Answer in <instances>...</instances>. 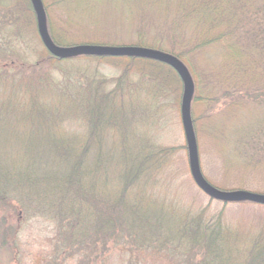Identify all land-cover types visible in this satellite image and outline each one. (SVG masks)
I'll return each mask as SVG.
<instances>
[{
  "label": "trees",
  "instance_id": "16d2710c",
  "mask_svg": "<svg viewBox=\"0 0 264 264\" xmlns=\"http://www.w3.org/2000/svg\"><path fill=\"white\" fill-rule=\"evenodd\" d=\"M40 3L47 31L61 48L81 45L69 40L73 39L67 32L71 26H91L94 31L88 37L95 39L110 37L111 33H102V29L119 31L128 26L137 37L130 40L132 46L175 56L193 81L190 115L196 145L199 129L192 111L194 106L203 105L199 119L224 157V166L264 174V0ZM25 4H17L19 20H26L27 8L34 14L29 0L28 7ZM111 5L118 11L111 20L98 13L102 6L107 9ZM54 11L61 16V28L54 20ZM216 50L218 63L217 57L206 56ZM19 57L18 61H0V249L14 245L17 228L9 214L13 212L18 218L29 215L32 203L36 207L33 214L53 213L59 225L69 218L86 226L95 224L97 229L112 223V232L119 219L126 227V223L135 224L134 219L145 222L152 218L155 212L149 203L145 207L135 201L127 203L125 193L141 181L140 186L146 185L147 174L163 166L174 151L173 147L158 146L148 136L136 138L138 123L146 126L164 119L165 99L170 94L171 104L180 106L184 87L176 72L164 63L139 57H56L48 53L34 63ZM78 58L109 62L118 67V74L104 78L96 69L83 74L71 66ZM52 60L70 65L56 71ZM108 132L115 133L109 143L105 139ZM96 174H106L103 180L122 183L112 204L89 190L88 178ZM110 174L114 179H108ZM82 209L91 214L81 216ZM107 209L110 221L105 219ZM199 222L177 221L176 232H172L176 234V249L186 238L185 243L204 250L203 259L193 264H264L261 234L242 255L237 253L239 263H230L232 257L223 256L219 231H210L205 225L199 232ZM192 227L195 230H190ZM167 230L170 236V228ZM169 236L166 239H171ZM226 253L230 254V249L226 248Z\"/></svg>",
  "mask_w": 264,
  "mask_h": 264
},
{
  "label": "rangeland",
  "instance_id": "374dc122",
  "mask_svg": "<svg viewBox=\"0 0 264 264\" xmlns=\"http://www.w3.org/2000/svg\"><path fill=\"white\" fill-rule=\"evenodd\" d=\"M19 2L26 3L25 6L28 7L27 0H0V61L2 59L17 60L19 56H22L26 59L25 61L34 63L39 59H45L48 53L37 33L36 19L31 10L29 8L25 10L26 20L18 19L17 4ZM100 9L98 13L109 17L110 20L112 15H117L118 12L113 5L107 9L102 6ZM53 16L61 28V16L56 11L53 12ZM107 26L111 24L108 23ZM85 27L87 25H76L66 29L73 37L69 40L77 44L117 47L132 45L130 40L137 38L132 35L128 26L119 31L102 29V33L110 32L111 34L109 38L104 35L99 39L88 37L94 30L91 26H88L87 30L84 29ZM218 55L219 50H216L207 53L206 56L217 57L214 59L218 63ZM50 64L56 71H64L70 65L55 60H52ZM71 66L86 75L96 69L98 75L104 78L115 76L119 71L118 67L109 62L79 58L71 63ZM171 96L170 94L165 99L164 119L154 124L148 123V126L138 123L136 139L148 136L158 143V146L173 147L174 151L165 159L163 166L147 174L146 185L140 186L141 181L136 188L128 189L125 193L127 203L135 201V204L138 203L141 207L149 203L155 212L152 218L150 217L145 222L142 219L141 222L134 219L135 224L125 222L126 227L122 221L120 222L122 219H119L116 230L112 232L111 222L108 227L102 226L97 229L95 224L86 226L80 221L69 218L59 225L57 219L52 217L53 213L49 214L45 211L46 214H33L36 207L32 203L29 215L25 214L18 218L13 212L9 214L11 222L15 223L17 232L13 247L0 249V264H193L194 261L198 262L200 258L203 259L204 250L191 242L188 245L184 242L186 238L179 241L182 242L178 244L181 247L176 249L174 245L177 242L173 239L176 234L172 233L176 232L174 223L192 219L200 221V226L196 228L199 232L205 225L210 231L212 229L219 231V244L225 248L223 256L228 255L229 257L230 255L232 259L228 262L239 263L241 256L237 253L242 255L243 251H247L258 234L264 238V205L246 202L243 199L224 203L209 197L195 184L189 169L180 106L171 104ZM203 110V105H196L192 111L199 129L198 164L203 177L209 184L223 191L243 190L264 195L263 173H249L224 166V157L217 151L209 134L203 128V120L199 119ZM78 130H82V127ZM111 134L115 133L108 132L105 137L106 142L109 141ZM228 145L230 148L237 147L236 144ZM103 176L106 174H96L88 178L87 185L100 200L105 201L106 204H112L123 186L121 182L103 180L105 178ZM114 176L110 174L108 179H114ZM47 209L50 212L49 206ZM79 211L83 217L91 214L87 209ZM125 211L126 209L121 211V215ZM109 213L107 209L105 219L109 218L110 221ZM159 226L161 229L158 230ZM80 228H85V230L80 232L78 230ZM169 228L170 236L167 235ZM190 230H195V227ZM168 236L171 239H166ZM226 248L230 249V254L226 253Z\"/></svg>",
  "mask_w": 264,
  "mask_h": 264
},
{
  "label": "water",
  "instance_id": "95a60500",
  "mask_svg": "<svg viewBox=\"0 0 264 264\" xmlns=\"http://www.w3.org/2000/svg\"><path fill=\"white\" fill-rule=\"evenodd\" d=\"M29 2L35 14L36 28L39 38L42 44L44 45L46 51L52 56L72 57L75 55H85L139 57L155 60L170 66L176 72L184 87V93L180 104V115L186 139L189 169L195 184L209 197L216 200H220L222 202L243 199L249 202L264 205V195L253 194L243 190H219L209 184L207 180L203 177L198 164L197 145L190 115V99L194 88L193 81L184 65L175 56L163 51L142 48L132 45L113 47L81 44L68 48H61L54 44L47 31L45 24V12L40 3V0H29Z\"/></svg>",
  "mask_w": 264,
  "mask_h": 264
}]
</instances>
